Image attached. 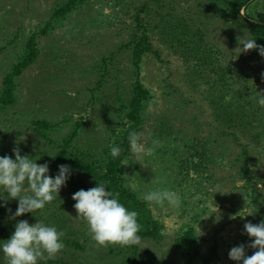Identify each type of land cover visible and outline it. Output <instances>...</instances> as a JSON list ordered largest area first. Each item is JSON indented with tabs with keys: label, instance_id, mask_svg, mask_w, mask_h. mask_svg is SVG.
Returning a JSON list of instances; mask_svg holds the SVG:
<instances>
[{
	"label": "rangeland",
	"instance_id": "1",
	"mask_svg": "<svg viewBox=\"0 0 264 264\" xmlns=\"http://www.w3.org/2000/svg\"><path fill=\"white\" fill-rule=\"evenodd\" d=\"M66 1L0 0V91L31 34L43 28ZM254 1L250 8L264 18V0ZM211 6V0H87L49 34L39 36L38 60L17 78V102L0 111V156L13 155L12 149L18 146L38 164L49 163V174L55 176L58 166L50 159L78 121L81 129L75 146L103 155L128 125V102L137 74L132 51L124 45L132 39L140 14L156 50L147 53L141 64L142 81L151 91L143 111L142 144L149 148L158 140L159 146L142 157L129 153L122 172L126 185L140 197L149 190L168 188L182 198L179 209L150 205L163 226V239L141 238L136 243L145 264H242L231 260L229 251L243 243L246 256H251L256 249L247 246L244 225L264 220V138L249 145L253 174L249 180L243 147L210 104L209 93L215 91L210 82L216 77L212 66L195 71L193 63L175 52L157 28L165 19L171 25L186 19L202 37L205 51L217 53L210 61L226 67L230 84L226 92L247 84L264 93V57L251 56L250 50L238 55L236 48L242 46L228 37L235 33L238 41L249 39V30ZM37 120L52 125L45 130L47 138L36 134ZM93 187L72 168L59 196L38 210L51 215L50 208L70 197L66 212L70 226L64 232L71 230L86 242L85 250L63 242L64 248L54 258L39 263L56 259L73 264H119L128 255L126 246L115 244L114 252L98 246L86 222L76 218L73 194ZM0 195L9 198L6 192ZM7 204L16 206L18 201L10 199ZM37 221L30 218V224ZM190 226L199 241L200 255L194 260L181 253L177 242Z\"/></svg>",
	"mask_w": 264,
	"mask_h": 264
},
{
	"label": "trees",
	"instance_id": "2",
	"mask_svg": "<svg viewBox=\"0 0 264 264\" xmlns=\"http://www.w3.org/2000/svg\"><path fill=\"white\" fill-rule=\"evenodd\" d=\"M87 0H67L59 5L52 15V18L40 30L34 32L29 37L25 46L24 53L20 60L13 65L3 80V87L0 91V111L6 110L9 106L17 102V78L23 72L33 65L39 58L40 49L38 38L41 35H47L56 27L59 21L64 20L67 15L80 7ZM211 9L216 8L223 16L232 19V23L239 27L249 30L250 38H255L257 45H264V18L257 15L250 6H255L254 0H211ZM245 11V13H243ZM185 21H177L171 25L168 19L162 20L164 25H158L160 33L167 37V42L174 48L175 52H179L182 58L193 63L195 71L205 67H211L214 70L215 79L210 82L211 87L215 90L210 92V100L213 106V112L217 119L226 123L228 133L235 141L240 142L243 147V155L246 159L244 166L245 173L249 176V180L253 179L252 169L249 166L251 159V144L261 143L264 138V108L256 103L257 91L251 89L247 84L239 85V87L226 92V88L230 85L227 78V69L220 65L213 64L210 60L217 53L206 52L203 47L202 37L195 34L191 23ZM136 28L132 33V39L124 46L132 51L133 66L136 69L137 77L133 83L131 99L128 102V125L116 136L113 144L118 145L121 149V155L113 158L110 148L105 150L103 155H99L91 149H83L76 147L75 138L81 129V122H77L75 130H73L62 143L59 144L55 155L50 159L55 166L68 164L76 169L85 178L92 182L94 187L99 182L106 184V191H112L113 194H119V201L129 210L138 212V223L140 224L139 235L143 239H151L161 241L163 239V226L159 219L156 218L151 206L146 203L138 192L126 185V179L123 176V162L130 153L128 136L130 132L141 133L144 126L143 111L146 102L151 97V91L148 89L141 78V64L147 53L156 52L152 42V38L148 32V25L141 20L140 14L136 17ZM171 25V27H170ZM229 40L238 42L235 33H228ZM251 56L261 57L258 49L250 50ZM108 59H105L107 64ZM212 89H210L211 91ZM260 93V92H259ZM34 130L38 136L47 138L46 131L52 127L46 120H37L34 122ZM245 141H248L247 143ZM23 156L24 153L21 152ZM13 156V155H11ZM14 158V156H13ZM256 185L253 182L252 188ZM253 199L258 200L255 196ZM66 202H62L60 206H56L51 215L45 212L26 213L20 217L12 219V213L15 212L16 206L6 203V206H0V240H7L15 230V224L20 220H28L35 217L36 220H47L48 225L55 226L58 231H63V242L71 248L85 250L86 242L79 238L73 231L64 232V228L70 226L69 212L70 197H64ZM4 204V203H2ZM11 209V212L9 211ZM179 249L183 255L189 256L190 260L196 259L200 255L199 241L195 228L190 226L188 230L177 239ZM110 251H115V244L108 245ZM127 256H124L119 264H145L143 251H139L136 244L126 246ZM0 264H4V254L0 252ZM45 264V263H39ZM49 264H73L64 260L53 259Z\"/></svg>",
	"mask_w": 264,
	"mask_h": 264
},
{
	"label": "clouds",
	"instance_id": "3",
	"mask_svg": "<svg viewBox=\"0 0 264 264\" xmlns=\"http://www.w3.org/2000/svg\"><path fill=\"white\" fill-rule=\"evenodd\" d=\"M239 54L258 49L264 57V45H257L255 38L239 39ZM264 76V73H262ZM256 103L264 108V93L257 92ZM142 133L130 132L128 136L130 153L142 157L155 151L159 141H153V147L145 148L142 144ZM13 156H0V192H6L8 199L0 206H6L10 199H16L18 206L11 218L15 219L26 213L43 210L59 196L62 186H66L71 178L72 168L68 164L58 165L55 176L50 175L49 163L38 164L37 159L21 155L17 146L12 149ZM122 149L115 144L110 145L113 158L121 155ZM218 192V191H217ZM118 193L106 191V184L99 182L96 187L75 192L72 199L76 202V218L86 222L91 238L98 246L118 244L130 246L140 241V224L138 212L129 210L118 199ZM149 205L158 204L179 209L182 206L181 195L168 188H158L142 193L141 197ZM11 212V209H9ZM244 233L249 237L248 247L256 249L251 256L245 254V244L232 247L229 258L242 261V264H264V220L258 224L248 222L244 225ZM63 231L55 226L38 220L29 224L28 220H20L10 238L0 241V252L4 254L7 264H39L42 259H52L64 248Z\"/></svg>",
	"mask_w": 264,
	"mask_h": 264
}]
</instances>
